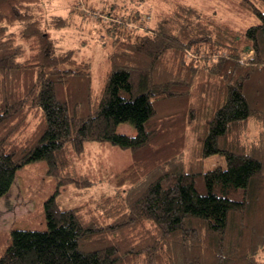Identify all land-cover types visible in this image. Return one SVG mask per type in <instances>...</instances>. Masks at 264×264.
<instances>
[{
  "label": "trees",
  "instance_id": "16d2710c",
  "mask_svg": "<svg viewBox=\"0 0 264 264\" xmlns=\"http://www.w3.org/2000/svg\"><path fill=\"white\" fill-rule=\"evenodd\" d=\"M234 1L255 19L243 30L186 2L149 24L136 0L113 3L94 86L89 56L48 31L70 10L0 0V197L35 160L73 180L87 141L130 151L114 194L69 208L50 195L46 229H12L0 264H264V0ZM215 153L225 166L202 170Z\"/></svg>",
  "mask_w": 264,
  "mask_h": 264
},
{
  "label": "rangeland",
  "instance_id": "374dc122",
  "mask_svg": "<svg viewBox=\"0 0 264 264\" xmlns=\"http://www.w3.org/2000/svg\"><path fill=\"white\" fill-rule=\"evenodd\" d=\"M131 1L133 2V0H41L42 12L46 15H66L70 10L68 28L59 31L48 28V31L51 36L60 37L59 44L62 47L78 49L83 57L89 56L94 86L102 80L108 67L106 52L109 40L100 33L103 32L106 20L120 16V12L112 9L111 5L113 3L129 5ZM136 1L135 7L150 16L146 24L152 20L155 11L161 9L167 11L177 2L190 3L203 10L207 16L237 30H243L255 21L251 14L240 8L234 0ZM251 54L252 52L242 54V59ZM116 131L129 135L135 133L132 125L126 122L118 123ZM250 132L251 137L255 136L253 121L250 123ZM70 151L69 169L72 170L74 179L65 183L47 172L42 159L31 161L16 170L9 190L0 197V254L10 241L12 229H46L44 202L50 195L54 194L59 206L64 208L79 204L92 205L100 195L115 193L116 180L122 174V169L130 162L129 149L106 141H87L81 153H75L72 149ZM225 164V157L221 153H215L203 158L202 170L215 165L224 167ZM262 258L264 259V256Z\"/></svg>",
  "mask_w": 264,
  "mask_h": 264
}]
</instances>
